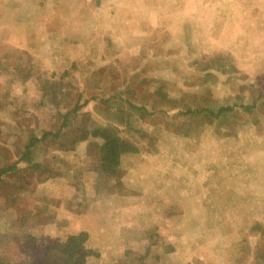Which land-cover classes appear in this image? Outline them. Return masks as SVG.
Segmentation results:
<instances>
[{"label":"rangeland","instance_id":"374dc122","mask_svg":"<svg viewBox=\"0 0 264 264\" xmlns=\"http://www.w3.org/2000/svg\"><path fill=\"white\" fill-rule=\"evenodd\" d=\"M4 167L6 264H264V0H0Z\"/></svg>","mask_w":264,"mask_h":264},{"label":"trees","instance_id":"16d2710c","mask_svg":"<svg viewBox=\"0 0 264 264\" xmlns=\"http://www.w3.org/2000/svg\"><path fill=\"white\" fill-rule=\"evenodd\" d=\"M247 108H250L249 106ZM230 108H222V110ZM65 123V122H64ZM66 126L64 124L59 127L55 133L42 132V136L37 138L32 135L28 141V145L24 151L23 157L27 160L29 159V148L33 146L36 142L45 141L49 136L53 138L62 137L66 134H60ZM86 131L82 130L79 134L75 135L68 141H62L60 148L72 149L74 145L83 142L88 137L101 139V143L98 145L100 156L98 157V162L100 163L102 169H107V167H112L118 161L120 154L128 150L124 143H119L118 140L109 132L104 130L96 129L89 132L91 135L87 136ZM91 142L87 145L91 146ZM97 156V155H96ZM9 167H4L0 172L7 173ZM86 234L80 233L78 235H72L66 238L63 242H58L53 246L55 248V253L49 251L52 246H45L42 256L38 257L34 263L35 264H88V261L94 256V251L86 248L85 240ZM0 264H6L0 259Z\"/></svg>","mask_w":264,"mask_h":264},{"label":"built area","instance_id":"2783aa9c","mask_svg":"<svg viewBox=\"0 0 264 264\" xmlns=\"http://www.w3.org/2000/svg\"><path fill=\"white\" fill-rule=\"evenodd\" d=\"M83 1H85L87 3H91V2H94L95 0H83Z\"/></svg>","mask_w":264,"mask_h":264}]
</instances>
